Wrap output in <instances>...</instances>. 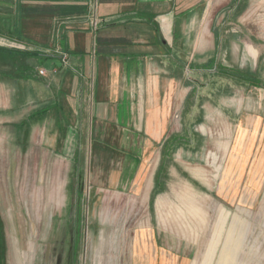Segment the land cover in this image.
Returning <instances> with one entry per match:
<instances>
[{"label":"crops","instance_id":"obj_1","mask_svg":"<svg viewBox=\"0 0 264 264\" xmlns=\"http://www.w3.org/2000/svg\"><path fill=\"white\" fill-rule=\"evenodd\" d=\"M226 6L228 15L248 7L232 14L233 21L264 24V0H0V85L14 87L9 102L16 104L15 112L24 110L19 117L30 128L25 134L77 153L91 146L90 180L97 181L101 173L99 180L108 189L142 185V198L149 203L165 190L161 165L170 153L180 152L186 162V151L208 146L195 141V136L209 137L205 126L211 116L193 73L209 70L211 60H197L213 34L217 46L220 34L213 22ZM56 45L69 54V65H61ZM256 51L248 45L249 54ZM41 68L47 75L40 74ZM195 119L200 125L194 129ZM232 130L234 146H252L246 137L250 126L241 122ZM216 137V146H224L219 141L225 133L219 130ZM75 163L80 164L79 154ZM139 209L104 207L101 214L108 223L96 231L97 210L77 208L71 241L78 248L83 237L84 263L94 264L106 245L124 254L123 244L132 235L134 264H189L165 240L172 226L152 206L147 213L155 215L156 229L150 222L129 234L123 219L129 221L127 216H136ZM119 221L120 233L106 232Z\"/></svg>","mask_w":264,"mask_h":264},{"label":"rangeland","instance_id":"obj_2","mask_svg":"<svg viewBox=\"0 0 264 264\" xmlns=\"http://www.w3.org/2000/svg\"><path fill=\"white\" fill-rule=\"evenodd\" d=\"M228 9L221 8L213 22L220 34L217 46L213 34L203 49L206 53L197 60L201 64L211 60L209 70L193 73L211 116L205 126L209 137L195 136V141L208 146L186 151V162L180 160V152L177 159L170 153L161 165L165 190L149 203L142 198V185L108 189L99 180L101 173L97 181L90 180L91 146H82L77 153L25 134L30 128L25 129L19 117L24 110L15 112L16 104L9 102L14 87L0 85L1 264H70L73 257L74 264H85L83 237L77 248L71 236L76 209L87 206L97 210L96 231L105 230L108 223L101 214L104 207L140 208L135 217L127 216L129 221L123 219L129 234L146 229L150 222L156 229L155 215L147 213L152 206L172 226L165 240L189 264H264V38L259 37L264 24L251 27L233 21L234 13L228 15ZM244 9L248 11L240 6L234 15ZM224 11L228 16L218 22ZM249 44L256 48L255 55L249 54ZM199 110L197 105L194 111ZM241 122L252 128L246 136L252 146H234L232 129ZM193 125L195 129L200 124L195 119ZM219 130L225 133L219 141H225L224 146L215 144ZM77 154L80 164L75 163ZM116 223L106 232L120 233V221ZM135 238L126 239L124 254L116 253L118 246L106 245L94 264H134Z\"/></svg>","mask_w":264,"mask_h":264},{"label":"built area","instance_id":"obj_3","mask_svg":"<svg viewBox=\"0 0 264 264\" xmlns=\"http://www.w3.org/2000/svg\"><path fill=\"white\" fill-rule=\"evenodd\" d=\"M54 38H58V31L56 30L55 31V35H54ZM57 47L55 48V54H58L59 57H60V62H61V65L62 66H67L69 65V62H70V56L68 53H66L65 51H63L58 45H56ZM40 74L41 75H47L48 73V70L46 68H41L39 70Z\"/></svg>","mask_w":264,"mask_h":264},{"label":"trees","instance_id":"obj_4","mask_svg":"<svg viewBox=\"0 0 264 264\" xmlns=\"http://www.w3.org/2000/svg\"><path fill=\"white\" fill-rule=\"evenodd\" d=\"M0 227H1V225H0ZM1 258H2V257H1V254H0V264H1Z\"/></svg>","mask_w":264,"mask_h":264}]
</instances>
